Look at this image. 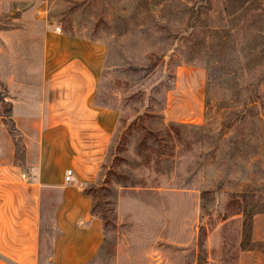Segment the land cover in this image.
Wrapping results in <instances>:
<instances>
[{"label": "rangeland", "instance_id": "obj_1", "mask_svg": "<svg viewBox=\"0 0 264 264\" xmlns=\"http://www.w3.org/2000/svg\"><path fill=\"white\" fill-rule=\"evenodd\" d=\"M45 24L105 48L94 263L264 264V0H0V76L40 82ZM178 67L205 72L201 124L163 122Z\"/></svg>", "mask_w": 264, "mask_h": 264}, {"label": "crops", "instance_id": "obj_2", "mask_svg": "<svg viewBox=\"0 0 264 264\" xmlns=\"http://www.w3.org/2000/svg\"><path fill=\"white\" fill-rule=\"evenodd\" d=\"M55 28L39 26V83L0 76V264H96L105 238L85 191L101 181L118 123L94 101L105 48ZM204 87L201 68L178 67L163 122L201 124Z\"/></svg>", "mask_w": 264, "mask_h": 264}, {"label": "built area", "instance_id": "obj_3", "mask_svg": "<svg viewBox=\"0 0 264 264\" xmlns=\"http://www.w3.org/2000/svg\"><path fill=\"white\" fill-rule=\"evenodd\" d=\"M56 32H59V28H55ZM72 182V171L71 170H66L64 172V183L69 184Z\"/></svg>", "mask_w": 264, "mask_h": 264}, {"label": "trees", "instance_id": "obj_4", "mask_svg": "<svg viewBox=\"0 0 264 264\" xmlns=\"http://www.w3.org/2000/svg\"><path fill=\"white\" fill-rule=\"evenodd\" d=\"M0 101H1V99H0ZM3 113L6 115L7 113H9V111L7 110V111H5V112H3ZM10 130L13 132V131H14V128L11 127ZM15 144H16L17 149H18V150H17V157H18V156H20V155L22 154V152H23V146L21 145V142H20L19 139L15 140Z\"/></svg>", "mask_w": 264, "mask_h": 264}]
</instances>
